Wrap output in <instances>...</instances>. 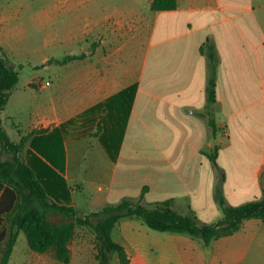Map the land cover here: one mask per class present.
Listing matches in <instances>:
<instances>
[{
    "label": "crops",
    "instance_id": "1",
    "mask_svg": "<svg viewBox=\"0 0 264 264\" xmlns=\"http://www.w3.org/2000/svg\"><path fill=\"white\" fill-rule=\"evenodd\" d=\"M74 1L86 2L57 0L45 8V20L53 23L65 7L63 13L69 18L75 13ZM150 2L93 0L87 14L77 12L61 29L49 30L45 43L51 48L76 44L77 50L63 59L45 55L46 67L57 65L62 71L54 73L53 79L36 76L29 82L41 81L42 85L32 86L51 90L30 105L33 119L27 127L20 123L9 126L13 139L4 120L15 116L7 105L17 83L9 91L0 118L13 142L28 136L18 155L43 178H62L69 203L85 215L125 196L133 162H144L146 169L147 162L157 159L152 145L158 144L155 132L159 123L175 122L176 128L185 129L191 121L195 126L199 117V122L212 128V137L229 149L222 178L227 186V193L222 194L225 202L240 200L238 205L264 197V0H176V7L170 10H151ZM17 17L16 11H0V56L9 67L16 66L14 51L29 34ZM85 18H91V31L74 28L76 21ZM170 31H176V72L160 74L157 66L164 49L156 50L153 60L150 55ZM207 42L216 56L212 103L206 92L211 63L201 50ZM149 60L152 66L145 76ZM247 118L250 126L256 121L261 127L259 156L251 147L252 127L245 132L243 126ZM217 128L227 136L226 143L216 137ZM36 129L45 131L32 133ZM245 140L252 152L247 158L248 171L242 172L238 150ZM208 144L212 145L210 139ZM6 155L11 154H0L2 160L9 159ZM120 162L126 166L120 168ZM244 193L250 197H243ZM142 222L137 217H122L112 230L113 239L124 246L129 264H264L262 219H245L237 230L215 237L207 245L186 233L152 232Z\"/></svg>",
    "mask_w": 264,
    "mask_h": 264
},
{
    "label": "rangeland",
    "instance_id": "2",
    "mask_svg": "<svg viewBox=\"0 0 264 264\" xmlns=\"http://www.w3.org/2000/svg\"><path fill=\"white\" fill-rule=\"evenodd\" d=\"M85 1L84 4L74 1L75 13L84 12L87 14V11L92 8L93 0ZM51 3H57V0H0V11L10 9L18 12L17 20L20 27H26L29 33L23 46L15 49L14 55L17 64L11 67L18 73V82L14 96L7 105V110L14 111L15 116L8 120L5 119L4 126L7 127L12 139L14 133L9 126L20 123L23 127H27L33 119L29 115L30 105L38 101L40 95L43 96L45 92L51 90L50 87H47L39 91L32 86L36 85L35 81H32L31 85L29 82L36 76L43 80L53 79L54 73L62 71L61 67L57 65L50 66V68L46 67L45 55L52 53L54 57L63 59L70 51L77 50L76 44L51 48L50 45L45 43V36L50 29H61L65 21L74 19L73 15L75 14L70 13L68 18L67 14L63 13L66 7L64 10L61 8L58 18L53 23L48 22L45 20L43 12ZM76 26L88 28L91 31V18L89 20L85 18V20L78 23L76 21L74 28ZM70 27H73V25H70ZM90 35L92 36L93 33L90 32ZM163 37L167 40L163 44L153 47L150 60H153L156 50L162 47L164 49L163 57H161L157 66V71L160 74H169L176 72V31L167 32L163 34ZM150 60L145 76H147L152 66ZM173 112L176 116V110H173ZM198 120L201 119L198 117ZM199 121L195 126L191 121V126L185 129L176 128L175 122L165 121L157 125L155 137L158 138V144L152 145L156 148L157 159L147 162L146 169L144 162L143 164L133 162L131 166L134 169L132 175L128 178L124 197L146 206H153L156 201L171 199L172 207L175 210L181 214L194 216L200 224L211 223L222 217L221 208L217 199L213 196L215 188L216 192L218 191L223 195L227 193V186L222 184V178L224 169L228 167L229 149L220 145V142L212 137V128L205 121L204 123ZM243 123L246 132L251 125V121L247 118L244 119ZM250 127H252L251 131L254 135L253 145H251L253 154L259 156L261 152L259 144L261 127L256 121ZM215 134L223 143L228 141L222 129L217 128ZM209 139L212 145L208 144ZM243 143L238 150L241 159L238 166L241 167L239 170L247 172L249 160L247 158L252 150L250 151L248 146L245 145L246 140ZM214 152L215 157H218L215 161L210 158V155ZM42 155V157H46L44 154ZM2 158L1 156L0 159ZM5 158H11V155H6ZM141 165H143L142 170L145 172L140 170ZM124 166H126V163L120 162V168ZM143 184L147 185V189L142 195ZM244 196L250 197L249 193H244ZM118 201V197L113 198L109 204H116ZM239 201L230 200L228 202L236 205L240 203ZM78 212L82 214V209H79ZM44 213L51 221L71 220L70 217L59 212L45 211ZM91 219L92 221L96 220L94 216ZM122 221L124 222V219ZM122 221H119L116 227L118 236L120 235ZM145 227L148 228L147 225ZM4 228L8 232L9 220L4 222ZM150 230L160 233V231ZM7 238L6 236L1 245L2 252L5 249ZM93 243L94 234L91 229L87 226H78L70 241L71 259L68 263H63L54 258L51 251L43 253L31 251L27 245L25 233L19 231L8 264H96ZM113 255L110 264H117V257L114 253ZM130 257L133 261L136 259L132 254Z\"/></svg>",
    "mask_w": 264,
    "mask_h": 264
},
{
    "label": "trees",
    "instance_id": "3",
    "mask_svg": "<svg viewBox=\"0 0 264 264\" xmlns=\"http://www.w3.org/2000/svg\"><path fill=\"white\" fill-rule=\"evenodd\" d=\"M176 7V0H151V10H170ZM211 63V73L206 86L207 100L215 101V63L213 46L207 42L201 47ZM1 52V45H0ZM73 56H68L72 58ZM18 81V73L7 65L0 56V111L7 100L9 91ZM209 124H214L209 120ZM36 129L32 133L44 132ZM21 142H13L2 126L0 118V154H11L9 159H0V264H8L19 231L25 233L29 249L43 253L51 251L54 258L68 263L71 258L69 243L75 228L87 226L94 234L96 264H110L112 254L117 256L118 264H129V258L123 245L112 237L116 222L122 217H137L149 228L170 233H186L202 239L208 244L211 239L230 234L237 230L243 220L259 218L264 220V197L247 201L239 205H228L222 194L216 192V199L222 211V217L211 223L200 224L192 215L181 214L172 207L171 199L156 201L153 206L123 197L116 204H109L88 214L80 215L69 203L67 189L62 178H43L32 166L18 155L22 150ZM215 161V152L210 155ZM147 186L142 187V195ZM45 211L59 212L71 220L51 221ZM96 218L92 221L91 217ZM9 220L6 232L4 222ZM5 242V249L1 245Z\"/></svg>",
    "mask_w": 264,
    "mask_h": 264
},
{
    "label": "built area",
    "instance_id": "4",
    "mask_svg": "<svg viewBox=\"0 0 264 264\" xmlns=\"http://www.w3.org/2000/svg\"><path fill=\"white\" fill-rule=\"evenodd\" d=\"M36 83H38L39 85H42L43 84V82H41V81H37ZM44 84H49V82L46 81V82H44Z\"/></svg>",
    "mask_w": 264,
    "mask_h": 264
}]
</instances>
